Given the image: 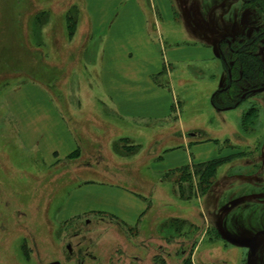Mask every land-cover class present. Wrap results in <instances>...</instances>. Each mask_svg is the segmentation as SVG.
Listing matches in <instances>:
<instances>
[{
	"label": "rangeland",
	"instance_id": "374dc122",
	"mask_svg": "<svg viewBox=\"0 0 264 264\" xmlns=\"http://www.w3.org/2000/svg\"><path fill=\"white\" fill-rule=\"evenodd\" d=\"M69 1L0 0V264H187L191 259L194 264H264V93L233 107L223 106L218 97V91L230 84L224 57L231 61V49H236L233 44L228 47L227 40L239 35L241 39L251 37L259 29L258 13L246 10L245 0H175L179 14L195 19L190 26L193 34L202 39L215 35L224 52L215 61L217 66L205 71L172 67L182 123L192 135L196 129H209L218 147L223 152L230 149L234 155L218 168L205 190L199 187V178L193 177L189 183L192 194L185 196L190 198L185 201L177 190L179 175L156 183L150 168L143 167L141 178L151 180L133 183L142 188L140 194L150 206L146 220L133 228L105 215L59 221V212L73 192L105 183L69 164L58 172L46 167L38 151L23 147L11 112V103L29 83L42 85L67 119L77 111L76 91L91 80L87 71L76 69L61 91L41 74L39 65L58 48L56 18L69 10ZM139 1L152 20L149 0ZM71 12L76 16V10ZM244 14L245 25L237 24ZM200 24L203 32L197 31ZM181 25L177 23L178 31ZM163 34L166 47L184 39L174 35L169 26L163 27ZM260 56L264 60V51ZM8 57L13 58L12 65L7 63ZM97 104L99 101L90 103L85 110ZM122 146L119 148L127 155L136 152ZM107 149L108 165L126 162L120 153ZM86 154L91 158V151ZM106 186L122 188L118 184ZM173 217L188 222L175 223ZM249 245L256 247V256ZM182 249L187 251L184 256ZM156 255L160 257L154 258Z\"/></svg>",
	"mask_w": 264,
	"mask_h": 264
},
{
	"label": "crops",
	"instance_id": "0c3cea01",
	"mask_svg": "<svg viewBox=\"0 0 264 264\" xmlns=\"http://www.w3.org/2000/svg\"><path fill=\"white\" fill-rule=\"evenodd\" d=\"M149 2L154 24H150L152 20L139 0H85L86 20L79 23L78 19L72 27L71 43L80 51L84 47L80 53L84 55V69L91 80L76 91L77 111H73L71 120L59 111L47 90L36 83L25 85L11 103L23 147L38 151L46 167L69 164L78 151L84 155L85 146L77 133L83 144L90 142L92 149L96 146L94 149L99 151L94 159L87 155L82 167L105 186L89 185L73 192L59 212L61 222L93 214L136 228L147 216L150 204L141 194L106 186L107 182H147V178H141V170L137 171L144 162L158 183L183 168L192 169L234 155L232 150L223 152L218 147L209 129H196L195 135L187 133L178 111L171 70L177 66L182 70L189 68L188 71L194 67L203 71L214 68L222 54L220 42L217 43L215 35L212 39L194 35L190 26H194L195 19L187 13L179 14L181 9L175 0ZM178 22L182 24L181 31L176 29ZM166 26L184 39L166 47L163 43ZM219 88H223L222 82ZM97 101L99 109L85 110ZM71 121L75 123L74 131ZM121 143L124 150L134 149V155L125 154L119 148ZM107 148L127 158L117 168L133 169L113 168L112 161L108 165ZM193 261L187 264H194Z\"/></svg>",
	"mask_w": 264,
	"mask_h": 264
},
{
	"label": "trees",
	"instance_id": "16d2710c",
	"mask_svg": "<svg viewBox=\"0 0 264 264\" xmlns=\"http://www.w3.org/2000/svg\"><path fill=\"white\" fill-rule=\"evenodd\" d=\"M71 1L72 3H71V7L69 8V10L62 12V14H60L56 18L57 22L59 23L57 27L58 28L57 40L58 39L59 40L57 41L58 48L56 52L52 54L51 58L45 59V61L43 60V62L39 63L41 74H43L44 76H47V78H49L50 83L58 84L59 89L61 87L60 89L61 91H63L62 85H65L64 84L65 81L72 75V73L76 69L79 68L80 69L79 71L84 70V56H83V53H80L84 47L80 51L76 46H74L75 44L70 43V41L74 35V32L72 31V27L76 25L77 23L76 19L78 18L80 23H84L87 15H86L85 5H84L83 0H71ZM71 1H69V3ZM74 9L77 11L76 16L78 15V17L74 16L75 18L73 17L72 15L73 13L71 12V10L75 11ZM48 12L50 15H52V12L50 11ZM261 38H259L257 42L251 44L249 47L241 50V54L239 57H236L233 52L232 53L233 54L232 60H234L233 63H230L232 61V60L230 61L231 58L229 59L225 55L224 63L228 62L233 68L230 66V71L232 75L229 76L228 78L230 81V84H228V89L224 93L218 94L219 99L221 98L223 101V104H222L223 106L225 107L235 106L237 103L240 102L243 92L249 87L258 88V87L264 86V64H263L264 62L260 56L261 52L264 51V42L262 44L258 43L261 40ZM262 39H264V37ZM72 49L74 50L72 51ZM75 57H78V59L76 60ZM12 60L13 58L8 57L7 63L9 65H12L11 64ZM44 65L47 66L45 69H44ZM43 69L45 71H43ZM228 71H229V67H227V72ZM62 93H65V92H62ZM97 108L98 109L100 108L99 104L92 106V108L90 109L96 110ZM69 124H70V127L74 131L75 123L71 121V123L69 122ZM76 133L77 132L75 131V134ZM76 135L79 138L83 148L85 146V148L83 149L84 155L82 154V152L80 153V151H78L74 156L70 158L69 165L64 164L60 167L55 168L53 171L58 172L61 169H65L66 165L71 166L72 169L73 168L77 170L79 168L84 169L85 167H82V164L84 161H87L85 159L87 156L86 153L91 151L92 159H94L95 157L99 155V151L94 149L96 146L92 149L91 147L92 144L90 142L89 143L84 142L85 144H83L81 141L83 139L81 135L79 133H77ZM99 146L102 147V143L99 144ZM115 147H117V145ZM232 158H233L232 156L228 158H222V159H218V160H215L209 163L197 165L192 169L186 167V168L179 170L178 173L174 174L173 176L179 175L176 181L179 182V185L177 186V190L180 191L181 193L180 196L185 198V196L192 194V191L189 192V186H190L189 183L192 181L193 177L199 178V182H198L199 187L203 190L205 185L208 186L209 184H211V181L216 176L218 168H220L225 163V161H229ZM146 165H147L146 162H144L143 166H138L137 171L141 170ZM118 166L120 165H117V163H115L113 165V168L121 169L122 166L117 168ZM122 168L126 170L133 169V167H128V166H124ZM106 184H115V185L118 184L120 185V187L126 190H130L138 194L141 193L140 189L133 182L130 183V182H123V181H114V182H107ZM189 199L190 198H185L183 200V198H181V200L183 201L189 200ZM146 218L147 216L143 220H146ZM171 219H173L175 223L176 222H182V223L188 222L184 218L181 219V218L173 217ZM147 229H149V227ZM185 250L186 249L184 250L182 249V256H184L187 253V251ZM159 257L160 255H156L154 258L158 259ZM27 261L28 260L26 259L24 263H26Z\"/></svg>",
	"mask_w": 264,
	"mask_h": 264
},
{
	"label": "flooded vegetation",
	"instance_id": "af4514ba",
	"mask_svg": "<svg viewBox=\"0 0 264 264\" xmlns=\"http://www.w3.org/2000/svg\"><path fill=\"white\" fill-rule=\"evenodd\" d=\"M238 1H240V0H238ZM243 2H245L246 4H247V9L246 10H249L250 12H252L253 10H255V11H253L254 13H258V19H256V23L259 25V29H257V31H255L254 32V34L250 37V35H245V37H243V39H241L240 38V35H239V37H234L232 40H227V42H228V47H232V44L233 45H235V48L236 49H231V53H233L234 52V55L236 56V57H239L240 56V54H241V50H243L244 48H247V47H249L251 44H253V43H255V42H257V40H259V38H263L264 37V24H262V23H260V22H262L263 21V23H264V0H245V1H243ZM246 6V5H245ZM235 10H236V13H237V9H236V7H235ZM239 12V11H238ZM252 12V13H253ZM258 20V21H257ZM247 22V15H241L240 16V20H238V23L237 24H242V25H245V23ZM235 25V28H238V25ZM206 27V26H205ZM196 28L198 29V30H203V29H205L201 24H200V26H196ZM207 29V28H206ZM217 29H218V32H220L221 33V29H220V27H217ZM220 30V31H219ZM203 32V31H202ZM218 34V33H217ZM237 35H238V33H237ZM261 38V40L258 42V43H260V44H262L263 42H264V39H262ZM223 41H225V40H223ZM221 44H222V42H221ZM221 49H222V47H221ZM224 52H223V49H222V54H223ZM223 56H224V54H223ZM263 60V59H262ZM226 62V61H225ZM263 62H264V60H263ZM226 66H228L229 67V71H228V75H230L229 73H230V64H227L226 63ZM264 87V86H263ZM262 88V87H261ZM228 89V86H227V88H225V89H222V90H224L223 92H221V93H224L226 90ZM256 89H259V88H255V89H251V90H249V89H246L244 92H243V94H242V96H241V100H240V102L239 103H237V105H239V104H241V101H244V100H246V99H248V98H250L251 96H254V95H259V94H252L251 92L253 91V90H256ZM218 94H220L219 92H218ZM244 95H247L246 96V98L245 99H243V96ZM251 246H254V245H249V248L251 249V252H252V256L254 257V256H256V247H255V255H253V251H252V248H251ZM52 264H61L60 262H54V263H52Z\"/></svg>",
	"mask_w": 264,
	"mask_h": 264
},
{
	"label": "water",
	"instance_id": "95a60500",
	"mask_svg": "<svg viewBox=\"0 0 264 264\" xmlns=\"http://www.w3.org/2000/svg\"><path fill=\"white\" fill-rule=\"evenodd\" d=\"M229 74H230V76H231V71H230ZM223 91H224V90H221V91H219V93H221V92H223ZM251 93H252V94H261V93H264V87L259 88V89H256V90H253ZM246 96H247V95H244V96H243V99H245ZM227 110H229V109H225V111H227ZM251 248H252V251H253V255H255V247H254V246H251Z\"/></svg>",
	"mask_w": 264,
	"mask_h": 264
}]
</instances>
